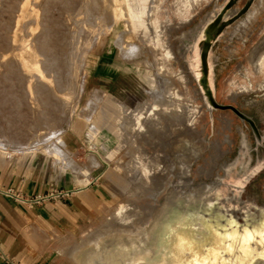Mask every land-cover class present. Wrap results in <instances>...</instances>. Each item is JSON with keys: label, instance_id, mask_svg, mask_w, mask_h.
Here are the masks:
<instances>
[{"label": "bare ground", "instance_id": "6f19581e", "mask_svg": "<svg viewBox=\"0 0 264 264\" xmlns=\"http://www.w3.org/2000/svg\"><path fill=\"white\" fill-rule=\"evenodd\" d=\"M144 1L0 0V121L3 123L0 124V143L20 140L19 134L10 132L18 125L28 124L34 129L33 136L39 137L44 123L38 115L43 110L56 109L59 100L70 97L76 89L82 52L72 32L62 28V14L72 15L71 11L77 8H85L86 13L90 8L100 7L103 11L105 5L107 11L104 12H109L113 20L123 17L127 24L128 19L143 17ZM228 2L230 0L217 5L205 19L202 17L201 25L184 32L181 39L178 37L181 45L177 49L196 77L207 105L212 104L211 95L216 100L211 46L233 20L234 14L226 13ZM82 13L78 12L79 15ZM253 15L247 13L243 20L233 25L230 35L245 33ZM161 31L157 28L158 37ZM183 38L191 39V42H185ZM120 43L124 50L130 49L127 47L130 43L123 40ZM262 48L264 37L249 56L257 74L264 67ZM170 49L166 47L167 56L171 55ZM136 50L139 52L138 48ZM45 69H51L53 73H47ZM263 83L264 79L259 85ZM172 92L178 95L175 90ZM182 103L164 100L151 107L152 114L145 121L141 119L142 111L136 112L134 122L126 121L128 130L135 125L142 130L138 134L143 145L136 152L143 155L138 162L145 174L135 192L138 195L146 193L152 199L143 204L132 200L120 202L77 238H61L63 244L59 250L70 262L264 264V205L245 201L240 206L244 216L240 223L233 218L230 209L236 205L227 199L228 189L232 188V193L237 196L249 175L264 166V156L258 158L254 166L243 165L245 171L240 175L234 176L237 173L230 171V164H224L221 180L191 186L189 168L192 159L199 156L204 139L194 125L197 113L189 111ZM158 105L160 109L153 111ZM28 113L30 120L26 123ZM241 115L249 117L244 112ZM250 121L256 129L254 121L251 118ZM20 126V130L26 128ZM35 137V143L41 139ZM144 144H151L152 153ZM214 148L216 150V146ZM50 152L57 161L81 170V165L70 159L64 150L52 147ZM93 159L90 156L88 164L94 163ZM214 162L201 171L210 175ZM159 195L163 198L155 204L153 201Z\"/></svg>", "mask_w": 264, "mask_h": 264}, {"label": "rangeland", "instance_id": "374dc122", "mask_svg": "<svg viewBox=\"0 0 264 264\" xmlns=\"http://www.w3.org/2000/svg\"><path fill=\"white\" fill-rule=\"evenodd\" d=\"M224 2L145 0L143 17L128 19V25L123 17L113 20L109 12H104L107 11L105 5L103 11L93 4L96 9L90 8L87 13L85 8H77L71 11L72 15L64 13L60 16L62 28L72 32L82 52L76 89L70 97L60 99L56 109L43 110L38 115L44 123L40 140L33 142L34 129L28 124L18 125L10 132L19 134L20 140L0 143V151L11 157L41 159L66 166L50 152L52 147L59 148L81 165L84 173L101 169V181L109 195L95 206L85 223L66 235L69 240L77 238L86 227L97 224L120 202L132 200L143 204L152 199L146 193L138 195L135 192L145 174L138 162L143 155L137 153L143 145L138 134L142 130L138 125L128 130L126 121L131 122L136 112L141 111V119L145 121L156 103L180 100L189 111L197 113L194 125L201 131L204 144L199 156L191 161L188 174L191 186L221 180L224 164H230V171L237 173L234 176L240 175L245 171L243 165L254 166L258 158L264 156V83L259 85L264 79V67L257 74L249 59L264 37V0H230L226 4V13L234 14L233 20L211 46L216 100L249 115L256 129L231 108L210 109L196 77L179 53L183 33L201 25L205 17ZM78 12L84 13L79 15ZM247 13L254 15L248 21L245 33L231 36L233 25L243 20ZM157 28L162 29L159 37ZM122 40L130 43L129 50L122 48ZM183 41L191 42V39L183 38ZM166 47L171 48L170 56L165 54ZM261 50L264 54V48ZM45 71L53 73L51 69ZM159 106H154L153 111H158ZM29 115L26 123H29ZM0 124L3 125L1 121ZM19 126L28 129L20 130ZM144 147L152 153L151 144H144ZM90 156L94 157V163L88 164ZM213 160L212 173L202 172V168H207ZM227 191V199L236 205L230 208L232 216L241 223L244 216L240 206L245 201L264 205V166L249 175L237 196L232 193V188ZM162 198L159 195L152 201L158 204Z\"/></svg>", "mask_w": 264, "mask_h": 264}, {"label": "crops", "instance_id": "0c3cea01", "mask_svg": "<svg viewBox=\"0 0 264 264\" xmlns=\"http://www.w3.org/2000/svg\"><path fill=\"white\" fill-rule=\"evenodd\" d=\"M76 171L70 165L0 151V188L11 187L25 198L0 191V264L4 258L15 264H73L60 252L63 243L56 238H67L109 195L101 169ZM56 190L70 193L35 200Z\"/></svg>", "mask_w": 264, "mask_h": 264}, {"label": "built area", "instance_id": "2783aa9c", "mask_svg": "<svg viewBox=\"0 0 264 264\" xmlns=\"http://www.w3.org/2000/svg\"><path fill=\"white\" fill-rule=\"evenodd\" d=\"M0 191H3V192H5L7 194H10V195H13L17 199L25 200L24 195L22 193L14 190L11 187H8V188H5V189L0 188ZM69 193H70L69 190H65V191H62V190L57 191L56 190V191H52V192H49V193L44 194V195H37V196H35V200L39 201V200L45 199V198H57L59 196L66 195V194H69ZM3 264H15V263H13L12 261H10L7 258H4V263Z\"/></svg>", "mask_w": 264, "mask_h": 264}, {"label": "water", "instance_id": "95a60500", "mask_svg": "<svg viewBox=\"0 0 264 264\" xmlns=\"http://www.w3.org/2000/svg\"><path fill=\"white\" fill-rule=\"evenodd\" d=\"M210 101L212 102L211 105H208V107L210 109H212L213 107H217V108H231L233 111H235L239 116H241L242 118H244L242 115H241V112L239 109H237L235 106L231 105V104H222V103H219L217 102L214 97L211 95V98H210ZM212 107V108H211ZM246 118V117H245ZM249 121H250V118L248 117L247 118ZM251 122V121H250ZM252 124V123H251ZM253 126V125H252Z\"/></svg>", "mask_w": 264, "mask_h": 264}, {"label": "flooded vegetation", "instance_id": "af4514ba", "mask_svg": "<svg viewBox=\"0 0 264 264\" xmlns=\"http://www.w3.org/2000/svg\"><path fill=\"white\" fill-rule=\"evenodd\" d=\"M253 120V119H252ZM255 123V122H254Z\"/></svg>", "mask_w": 264, "mask_h": 264}]
</instances>
